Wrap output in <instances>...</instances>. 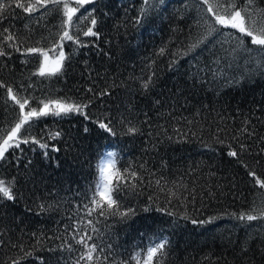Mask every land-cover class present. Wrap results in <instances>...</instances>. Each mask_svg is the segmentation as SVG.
I'll return each mask as SVG.
<instances>
[{
	"label": "trees",
	"instance_id": "16d2710c",
	"mask_svg": "<svg viewBox=\"0 0 264 264\" xmlns=\"http://www.w3.org/2000/svg\"><path fill=\"white\" fill-rule=\"evenodd\" d=\"M66 2L77 7L71 25L53 5L28 12L13 4L0 18V134L23 116L8 87L18 99L31 97L24 113L55 100L88 104L87 118L33 117L29 143L0 160V178L14 181V199L0 194V264H138V253L144 264L146 248L160 237L168 243L151 264H264V219L238 218L264 210L259 46L245 36L253 52L233 59L237 41L213 35L190 50L207 31L194 0ZM258 9L264 0H255L254 15ZM93 18L98 36H85ZM64 31L79 43L61 41ZM32 48L63 52L61 70L41 76L42 56ZM97 121H110L115 135ZM107 151L118 153L115 168L125 177L112 179V198L118 194L120 210H132L123 217L86 214ZM84 233L87 246L76 242ZM93 243V260L81 259Z\"/></svg>",
	"mask_w": 264,
	"mask_h": 264
},
{
	"label": "snow or ice",
	"instance_id": "6c2138e0",
	"mask_svg": "<svg viewBox=\"0 0 264 264\" xmlns=\"http://www.w3.org/2000/svg\"><path fill=\"white\" fill-rule=\"evenodd\" d=\"M77 6H82L84 4L93 3L94 0H75ZM159 3H163L164 0H158ZM197 4V8L200 12V19L204 21L207 25V31L204 35L198 38V40L190 45V50H194L195 48L199 47L200 45L204 44L209 37L216 35L217 40L220 38L224 39V42H228L230 39H235L237 41V47L232 49L229 55L232 56L233 59L236 58L237 52H244L251 54L253 49L244 46V39L243 37H251V44L259 46L255 51L257 53V57L264 56V16H260V13H264V9H258L256 11V15L253 14L252 9L255 8V0H194ZM145 5L150 4V0H143ZM15 4L17 7L24 8L25 11L31 12L35 9L36 5H43L47 7L48 5H53L58 9L64 10V16L67 17L66 23L69 25L72 24V16L77 12V7H70L66 0H35V4L29 7H25L23 3H20L19 0H8L6 3L5 0H0V18H3L4 13L7 11L8 8L12 7ZM210 14V16H209ZM146 15V10L142 9L140 16H138L137 23ZM78 18L76 24L79 25L80 20ZM96 20L93 18L91 20L92 27H88L86 31H84L85 36H98V33L94 32L92 28L95 26ZM219 25L220 27H217ZM231 29L235 31H222L221 29ZM5 31H7L5 29ZM236 33L240 35L237 36ZM2 35V33H0ZM65 38L68 40H75V42L79 43V38L74 37L73 35L69 34V31H64L63 35L60 37V40L63 41ZM6 40H14V36L9 34L5 37ZM29 52L39 53L41 56L44 57V63L41 65L39 69V74L44 76L46 72L49 75H55L59 72L62 68V64L60 61L63 59V52L57 54V61L55 66L52 68L48 67V53L43 49L39 48H32L28 49ZM54 51V49H53ZM163 51V50H162ZM6 53L2 48H0V56H4ZM258 63L261 61L258 59ZM150 83V78L148 82L144 83V88L148 87ZM0 87H4L3 84H0ZM7 93L11 96V99L15 101L16 104L19 105L20 113H23L22 118L18 116L17 122L14 124V127L6 130L3 134H0V160L5 159V153L10 147L19 148L20 143H29L30 135L29 130L31 128V124L29 121L32 120L33 117L39 118L40 116L48 115L49 104H55L56 108L53 111V115L59 116L61 113L68 114L72 112L80 113L82 115L86 114L83 112L84 108L88 107V104H75V103H65L60 100L49 101V103H44L43 108L39 109L36 106H33L29 109L27 113H24L25 106L28 104V100L31 97L24 98L21 96L19 99L16 95L13 94V89L11 87L7 88ZM87 118V116H86ZM98 126L100 129H104L106 132L115 135L112 128L109 126L110 121L105 123L103 121H97ZM28 124L29 127L24 129L23 135H19L21 129L24 125ZM87 131V129H85ZM134 128H129V132H134ZM57 135H59L57 133ZM33 143H39L38 141L33 140ZM40 147L46 148V144H40ZM229 155L236 156L237 153L235 151H230ZM119 159V155L115 151H107L106 153L102 154L97 168H98V180L93 189V196L89 201L88 205H85L86 214L92 215L97 209H100L99 215L103 216L105 213H109L111 215H120L125 216L128 215L132 210L128 209L126 211H121L118 207L119 195L117 194L116 199L112 198V179L116 177L117 180L125 179L124 176L120 175L119 169L115 168V164ZM131 177H135L136 173L131 172ZM251 175L255 176V173H251ZM159 184V181H157ZM257 183L260 184L261 188H264V181H260L257 178ZM14 186V181L9 180L5 183V179L0 178V194L3 197H7V199L12 200L14 196L12 194V188ZM120 185L117 183L115 185L116 189H119ZM98 197V198H97ZM91 205H95L92 207ZM106 205V207H105ZM43 207V205H41ZM172 215V213H168ZM239 219L243 220L247 218V220L252 221L257 218L264 219V210H261L259 213V217L253 214H241ZM193 223H197V221H192ZM89 224L92 223L91 220L88 221ZM200 223H205L201 221ZM95 231V229H93ZM86 233L80 236L79 239L76 240L77 243L85 244L86 241L84 236ZM76 239V237H73ZM90 240L91 237H88ZM168 243L166 237H160L159 239L155 240L151 246L146 248L145 256L146 259L144 264H151L153 257L157 254L158 250H162L165 247V244ZM87 246V245H86ZM97 245L93 243L89 248L88 252L85 256H82L81 259H87L88 261L93 260V254L97 251ZM110 247V245L108 246ZM103 254V248L100 250V255ZM140 254H137V261L139 264ZM104 260L107 261V257H104ZM79 264V261H77ZM97 264H99V260L97 259Z\"/></svg>",
	"mask_w": 264,
	"mask_h": 264
},
{
	"label": "rangeland",
	"instance_id": "374dc122",
	"mask_svg": "<svg viewBox=\"0 0 264 264\" xmlns=\"http://www.w3.org/2000/svg\"><path fill=\"white\" fill-rule=\"evenodd\" d=\"M57 58H58L57 56L55 57V56H53V55H51V54L48 53V61H47V63H48V67L49 68H52V67L55 66V63L57 61ZM43 63H44V57L42 56V64ZM60 63H62V60L60 61ZM46 74H48V73L46 72ZM55 108H56L55 104H50L49 105L48 113H51L52 111H54Z\"/></svg>",
	"mask_w": 264,
	"mask_h": 264
}]
</instances>
